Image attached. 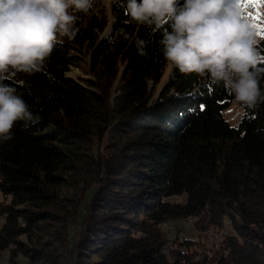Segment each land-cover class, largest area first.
Returning a JSON list of instances; mask_svg holds the SVG:
<instances>
[{
	"label": "trees",
	"instance_id": "16d2710c",
	"mask_svg": "<svg viewBox=\"0 0 264 264\" xmlns=\"http://www.w3.org/2000/svg\"><path fill=\"white\" fill-rule=\"evenodd\" d=\"M74 15L40 72L5 81L37 119L0 143V264H264V102L180 73L160 45L170 23L138 24L122 0ZM84 55L86 76H68Z\"/></svg>",
	"mask_w": 264,
	"mask_h": 264
},
{
	"label": "clouds",
	"instance_id": "9594fccd",
	"mask_svg": "<svg viewBox=\"0 0 264 264\" xmlns=\"http://www.w3.org/2000/svg\"><path fill=\"white\" fill-rule=\"evenodd\" d=\"M121 0H109V3ZM94 0H0V143L12 139L17 121L35 119L28 105L8 83L16 72H40L60 36L75 35V12L87 13ZM122 0L138 24L160 30L165 58L180 73L207 76L230 91L237 102L253 108L264 102L259 88L255 27L245 20L236 0ZM146 55V42L136 41ZM27 126V125H26Z\"/></svg>",
	"mask_w": 264,
	"mask_h": 264
},
{
	"label": "rangeland",
	"instance_id": "374dc122",
	"mask_svg": "<svg viewBox=\"0 0 264 264\" xmlns=\"http://www.w3.org/2000/svg\"><path fill=\"white\" fill-rule=\"evenodd\" d=\"M260 12H261V10H260ZM107 14H108V17H109V21L107 22V25H106V28L104 29V31L102 32V34L105 32H107L108 33V31L110 30V27H111V24L109 25V23H110V20H111V18H110V12H109V10L107 11ZM244 15H248V16H253L254 15V12H253V10H251V9H247V10H245L244 11ZM250 22L251 23H255V30H256V35H259V33H258V30H259V28H262V27H264V24L263 23H261V20H260V18H258V19H256L255 21H252V20H250ZM109 25V26H108ZM104 33V34H105ZM258 37V36H257ZM86 70H87V56H85L84 55V60L80 63V65L78 66V67H71L70 68V70H69V72L67 73V75L68 76H71V77H73V78H76L77 76H81V75H85L86 76V74H87V72H86ZM166 77H167V73H166V76H165V78L163 79V82L166 80ZM163 82H161L159 85H157L156 87L158 88H160V86H161V84L163 83ZM150 85V84H149ZM155 87V88H156ZM158 88V89H159ZM240 114H241V109H240V107L237 105V103L235 102V101H233L231 104H230V106L228 107V108H226L224 111H223V116H224V118L227 120V122L230 124V125H234L236 122H237V120H238V118H239V116H240ZM61 193H64V194H66L67 193V191H66V189H63L62 190V192ZM69 195H71V193H69ZM180 200V199H179ZM1 218H0V222H1ZM185 223L186 224H181L182 226H184V227H188V229H191V223H192V221H185ZM163 227H164V229L165 230H169L170 228L172 229V226H170V224H165V225H163ZM170 229V230H171ZM174 232L175 233H178V234H181V232H179V231H176V229L174 230ZM169 235H172V233H169ZM48 237L46 236V235H37V237H35L34 238V243H35V245L40 241V242H43V241H45V239H47ZM20 239L23 241V242H28V240H27V238L26 237H24V236H22V237H20ZM23 259V258H22ZM21 264H26V260L25 259H23L22 260V262H21Z\"/></svg>",
	"mask_w": 264,
	"mask_h": 264
},
{
	"label": "snow or ice",
	"instance_id": "6c2138e0",
	"mask_svg": "<svg viewBox=\"0 0 264 264\" xmlns=\"http://www.w3.org/2000/svg\"><path fill=\"white\" fill-rule=\"evenodd\" d=\"M238 5H241L243 7V10L251 9L254 12L253 16L244 15L245 20H252L255 21L256 19H264V17H261L260 10L264 9V0H236ZM252 25L255 27V23L253 22ZM201 110H203V105L201 106Z\"/></svg>",
	"mask_w": 264,
	"mask_h": 264
},
{
	"label": "bare ground",
	"instance_id": "6f19581e",
	"mask_svg": "<svg viewBox=\"0 0 264 264\" xmlns=\"http://www.w3.org/2000/svg\"><path fill=\"white\" fill-rule=\"evenodd\" d=\"M111 23H112V20H110V23H109V25H110ZM109 25H108V26H109Z\"/></svg>",
	"mask_w": 264,
	"mask_h": 264
},
{
	"label": "water",
	"instance_id": "95a60500",
	"mask_svg": "<svg viewBox=\"0 0 264 264\" xmlns=\"http://www.w3.org/2000/svg\"><path fill=\"white\" fill-rule=\"evenodd\" d=\"M104 33H105V32H104ZM104 33H103V34H104ZM106 33H107V32H106ZM106 33H105V34H106Z\"/></svg>",
	"mask_w": 264,
	"mask_h": 264
}]
</instances>
